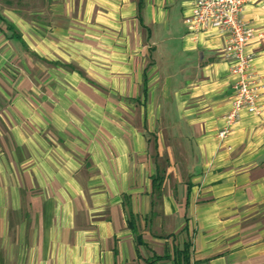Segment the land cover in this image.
I'll list each match as a JSON object with an SVG mask.
<instances>
[{
    "label": "crops",
    "instance_id": "crops-1",
    "mask_svg": "<svg viewBox=\"0 0 264 264\" xmlns=\"http://www.w3.org/2000/svg\"><path fill=\"white\" fill-rule=\"evenodd\" d=\"M185 5L52 0L38 26L7 16L0 264H180L184 250L264 264V0L242 13L259 112L230 128L236 77L220 40L187 35Z\"/></svg>",
    "mask_w": 264,
    "mask_h": 264
},
{
    "label": "built area",
    "instance_id": "built-area-1",
    "mask_svg": "<svg viewBox=\"0 0 264 264\" xmlns=\"http://www.w3.org/2000/svg\"><path fill=\"white\" fill-rule=\"evenodd\" d=\"M257 0H186L183 22L192 39L205 35L222 43L220 53L236 79L232 84L231 106L226 115L228 128L242 112H259L260 85L251 72L247 48L253 29L242 18L244 8ZM228 129L219 133L223 137Z\"/></svg>",
    "mask_w": 264,
    "mask_h": 264
},
{
    "label": "rangeland",
    "instance_id": "rangeland-1",
    "mask_svg": "<svg viewBox=\"0 0 264 264\" xmlns=\"http://www.w3.org/2000/svg\"><path fill=\"white\" fill-rule=\"evenodd\" d=\"M52 0H0V30L10 23L8 17L20 18L24 21L34 22L36 26L40 19L48 14ZM13 25V24H12ZM15 34L18 30L13 25Z\"/></svg>",
    "mask_w": 264,
    "mask_h": 264
},
{
    "label": "trees",
    "instance_id": "trees-1",
    "mask_svg": "<svg viewBox=\"0 0 264 264\" xmlns=\"http://www.w3.org/2000/svg\"><path fill=\"white\" fill-rule=\"evenodd\" d=\"M138 7L141 8V1H139V6ZM7 28L9 30H12L15 33L14 27H13L12 24L7 23ZM157 181H158V183H156ZM160 181H161L160 179H158V180L157 179H154V184L153 185H154V189L155 190L160 191V188H161V182ZM138 241L140 242L139 239H138ZM179 255H180V262H179L180 264H188L189 263V257H188V254H187V251L186 250L181 251L179 253Z\"/></svg>",
    "mask_w": 264,
    "mask_h": 264
}]
</instances>
